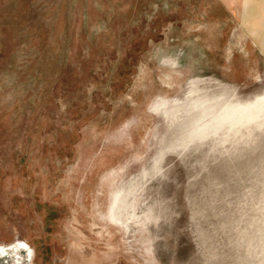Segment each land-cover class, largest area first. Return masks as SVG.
Segmentation results:
<instances>
[{
	"label": "water",
	"instance_id": "1",
	"mask_svg": "<svg viewBox=\"0 0 264 264\" xmlns=\"http://www.w3.org/2000/svg\"><path fill=\"white\" fill-rule=\"evenodd\" d=\"M234 2L145 0L44 134L47 264H264V0Z\"/></svg>",
	"mask_w": 264,
	"mask_h": 264
},
{
	"label": "rangeland",
	"instance_id": "2",
	"mask_svg": "<svg viewBox=\"0 0 264 264\" xmlns=\"http://www.w3.org/2000/svg\"><path fill=\"white\" fill-rule=\"evenodd\" d=\"M144 1L0 0V236L30 264H47L42 137Z\"/></svg>",
	"mask_w": 264,
	"mask_h": 264
}]
</instances>
